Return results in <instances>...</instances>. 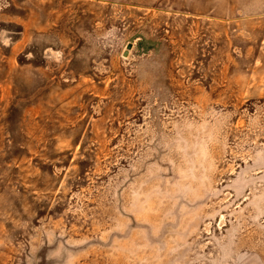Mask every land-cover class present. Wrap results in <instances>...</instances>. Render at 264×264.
Masks as SVG:
<instances>
[{"label":"rangeland","instance_id":"obj_1","mask_svg":"<svg viewBox=\"0 0 264 264\" xmlns=\"http://www.w3.org/2000/svg\"><path fill=\"white\" fill-rule=\"evenodd\" d=\"M0 264H264V0H0Z\"/></svg>","mask_w":264,"mask_h":264}]
</instances>
